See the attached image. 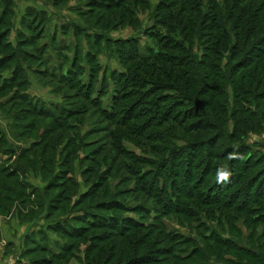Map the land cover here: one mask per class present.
I'll list each match as a JSON object with an SVG mask.
<instances>
[{"label": "rangeland", "instance_id": "obj_1", "mask_svg": "<svg viewBox=\"0 0 264 264\" xmlns=\"http://www.w3.org/2000/svg\"><path fill=\"white\" fill-rule=\"evenodd\" d=\"M184 1L0 0V264H264V93L217 78L209 3ZM56 223L79 233L62 260L34 245L57 252Z\"/></svg>", "mask_w": 264, "mask_h": 264}, {"label": "trees", "instance_id": "obj_2", "mask_svg": "<svg viewBox=\"0 0 264 264\" xmlns=\"http://www.w3.org/2000/svg\"><path fill=\"white\" fill-rule=\"evenodd\" d=\"M200 1L194 0L191 1L190 3V0H185L184 3H181V6H184L185 8V4H187L188 7L191 5L192 8L202 11L201 9L202 4H200ZM207 3H209L208 11H210V14L206 15V13H204L201 16L202 18L200 19L199 29L204 33H207L206 36L209 37L211 41L212 40L214 41V46L217 45L219 46V48L226 50L228 48V52L230 53V56L224 66V68L225 69L228 68V70L226 72H222V70L224 69H221L222 76H218V74L215 75L217 76V78H220V80H222L224 83L226 80L227 82H230L229 85L232 86V89L234 91L241 92L242 86L240 85L243 84V82L248 81L249 88L254 89L256 91L262 89L264 93V33L262 34L261 31L262 29H264V21H262L261 19L264 17V15H262L264 13V0H224L221 4L215 3L214 0H207ZM184 13H185L184 11H181L179 9L178 14L176 15V18L179 20V25L177 22H171V23H174L175 24L174 26L177 25L178 27H181L180 34L183 35L182 37L184 38V40L186 39L188 40L189 37H188L187 29L188 27H192L194 25V21L192 20L191 16L187 17L186 15H184ZM258 31L260 32L259 33L260 36H255L254 34ZM178 45L179 46H176V49L185 52V50H183L185 48L183 47L181 48L180 47L181 45L179 43ZM246 49L248 56L247 58H243ZM239 53H242V57L239 59V61L234 62L233 61L234 57ZM187 54L189 56L190 52ZM188 56H185L184 59ZM153 59L162 61V59L158 56H155ZM231 60H232V64H231ZM179 63L180 66L189 67L188 63H185L183 65L184 62H183V58L181 57L179 59ZM3 66H4L3 61H0V68H2ZM199 67L203 68L206 66H203L202 63L199 64ZM241 71L244 72L240 75V77L238 76L239 77L238 78L237 75ZM215 88L217 87L215 86ZM218 96L220 98L223 96L221 90ZM168 114L164 116L165 120H169V117H167ZM255 116L250 114L249 117L252 120V118H255ZM263 117L264 115L262 114L257 124L251 122V125L253 124V128L255 127L260 130V128L263 127L260 122L261 120L263 123V119H264ZM172 121L175 123V120ZM239 150H242V148H240ZM194 158H196V153L194 152H191L188 158L185 157L187 164L183 168L184 184L176 180L177 184L179 185V188L180 186L186 187L187 191H184L183 194L190 193L188 194L189 196L192 195L193 193L192 188H194L195 185L198 183V178L196 181H194L193 179L195 174V169L192 168L194 167L192 165V162ZM241 159L242 158L236 157V163H238ZM232 164L234 165V163ZM248 164H249V160L246 161L244 165H248ZM162 167L163 169H165L164 166ZM247 168H250V166H248ZM233 173H234V169L227 167H223L221 171L218 173L217 185L215 183V186H217L218 188L219 196H221L220 193L223 194L225 192L224 187H222L225 178L231 177L229 179L227 186L229 185L233 186L236 184L237 178L235 177V173L234 174ZM208 174H209V170H207V172H205V174L201 177L200 182L202 184L204 183ZM222 174H226V176ZM147 176H149L150 179L152 180L150 172L145 174L143 177L147 178ZM158 177H160L163 180L161 186L162 188L161 189L158 188V189L163 190L165 189L164 183L166 184L168 179L166 178V176H163L164 177L163 178L162 175H159ZM158 177L154 179V184L156 183V179ZM171 181L174 183V180ZM191 183H193L192 186H190ZM255 186L256 185L252 184V186L250 187V191L248 194L249 196H252V194L254 193ZM263 193L264 192H262L261 189H258L255 195L256 198L257 199L262 198ZM220 199L221 198H218V200L215 199L214 200L216 201V203H219ZM81 218L83 219L82 216H80V218L79 216H76L75 219L78 221H82ZM114 227L116 228V226ZM56 231H59V234L61 232V236H62L60 242L56 241L54 244L55 250L57 252L47 250L48 247L45 245H41V247H39L37 246L36 242L34 245L37 248H39L41 251H44L48 255H51L52 259L62 260L67 255L70 249L68 240L78 236L79 233H77V230H75V228L73 229V231H70L68 229V225L65 226L64 223H56L54 225L49 224L48 227H46L45 230L42 231L43 232L42 234H45L46 232H51L55 235L57 234ZM29 238L33 243L34 241H32L31 236H29ZM186 257L187 256H185L184 258ZM44 261H45L44 259L39 261H34L33 264H42L44 263Z\"/></svg>", "mask_w": 264, "mask_h": 264}, {"label": "crops", "instance_id": "obj_3", "mask_svg": "<svg viewBox=\"0 0 264 264\" xmlns=\"http://www.w3.org/2000/svg\"><path fill=\"white\" fill-rule=\"evenodd\" d=\"M46 227H48V225L45 226V228H46ZM7 245H10V243L7 244ZM16 263H17V264H19V263H21V264H25L26 262H25V260H22V259H16ZM26 264H27V263H26Z\"/></svg>", "mask_w": 264, "mask_h": 264}, {"label": "clouds", "instance_id": "obj_4", "mask_svg": "<svg viewBox=\"0 0 264 264\" xmlns=\"http://www.w3.org/2000/svg\"><path fill=\"white\" fill-rule=\"evenodd\" d=\"M222 175H225L226 176V174H222Z\"/></svg>", "mask_w": 264, "mask_h": 264}]
</instances>
